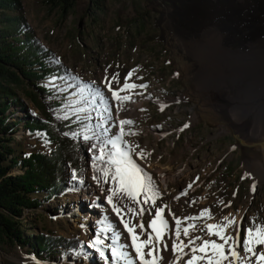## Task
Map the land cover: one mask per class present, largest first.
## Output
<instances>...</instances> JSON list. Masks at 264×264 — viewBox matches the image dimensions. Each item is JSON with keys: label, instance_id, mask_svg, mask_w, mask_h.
<instances>
[{"label": "rangeland", "instance_id": "rangeland-1", "mask_svg": "<svg viewBox=\"0 0 264 264\" xmlns=\"http://www.w3.org/2000/svg\"><path fill=\"white\" fill-rule=\"evenodd\" d=\"M193 1L98 0V9H94L92 3L95 0H79L76 8L62 17L58 11L51 12L43 0H23L24 16L34 36L70 72L86 82L87 88L95 87L105 98L97 108H87L83 113L89 112L92 119L105 124L111 140L120 137V147L130 150L133 161L151 178L154 187L160 189V197L154 203L135 202L137 213L146 209L142 214L134 215L126 209L125 216L121 212L118 215L107 203V190L88 178L82 190L43 203L40 209L24 216L25 223L31 224L28 227L37 229L36 235L44 231L55 236L77 237L85 243V252L79 257L66 256L57 263H43L19 247L7 252L0 249L3 264H126L125 260L112 259V247L124 252L126 257L127 252H135L126 233L123 234L128 238L127 246H121L122 232L114 215L129 222V226L144 224L143 230L137 227L136 231L146 239L149 234L155 236L149 225L158 208L164 209L167 220L170 221V208L181 220V235L176 242L183 241L184 244L195 235L221 243L214 235L207 237L206 231L201 229L209 223H226L225 216L235 218V224L225 233L236 236L238 229L240 244L237 251L241 256L247 255L242 246L247 229L257 224L264 227V175L254 165L258 163L257 148L206 100L197 84L196 63L179 45L176 33L181 15ZM132 70L135 72L127 83L146 84L147 88L123 89L125 78ZM114 75L117 79L109 85L105 78L111 80ZM39 85L54 89L57 81L52 77L40 81ZM112 91L131 99L122 103L112 97ZM18 94L29 112L40 116L30 95L23 89H18ZM161 104L166 106L164 110H161ZM16 110V117L23 118L24 113ZM122 119L134 123L123 126L121 137L119 122ZM185 124L187 128L183 127ZM16 143L22 156L48 155L53 151L45 134H31L23 127L16 135ZM140 150L146 153L145 158L137 154ZM86 158L89 162L90 156ZM231 162L235 164V174L227 181L232 185L231 195L225 204H220L221 174ZM15 172L21 173L19 169ZM165 184L168 185L166 190ZM253 184L255 191L251 188ZM144 199L143 194L137 197L140 201ZM114 203L121 206L120 201ZM205 209L209 210L211 218L200 216ZM189 224L194 225L195 230L189 229L190 236L185 237L183 228ZM97 235L104 241L98 247L107 259L90 247ZM172 236L174 224L171 222L163 237L171 248ZM175 253L183 262L187 261L189 255L184 253L191 254L190 247Z\"/></svg>", "mask_w": 264, "mask_h": 264}, {"label": "trees", "instance_id": "trees-1", "mask_svg": "<svg viewBox=\"0 0 264 264\" xmlns=\"http://www.w3.org/2000/svg\"><path fill=\"white\" fill-rule=\"evenodd\" d=\"M97 1L92 3V8L98 9ZM78 3L79 0H43L51 12L58 11L62 17ZM52 77L57 81L54 89L39 85ZM88 86L34 36L24 16L23 0H0V249L3 252L19 247L43 263H57L66 256L79 257L85 252V243L77 237L55 236L44 231L36 235L37 229L28 227L31 224L25 223L24 216L40 209L43 203L82 190L88 178L105 190L118 187L110 177L105 183L102 173L97 171L106 165L95 161V156L100 154L101 142L111 140V136L105 124L92 119L91 113H83L87 108H97L105 99L97 95L95 87ZM18 89L30 95L40 116L29 112ZM77 96L80 98L75 99ZM16 109L24 113L23 118L16 117ZM21 127L31 134H45L53 145L52 153L22 156L16 143ZM85 136L91 139L86 140ZM105 151H112L110 144ZM234 166L233 162L229 163L221 174L220 204L230 198L232 185L227 181L235 174ZM17 169L21 173H16ZM73 171L77 174L76 181L71 178ZM155 188L158 195L150 203L160 197V189ZM115 201H120L124 216L126 209L137 210L135 202L122 193L114 195Z\"/></svg>", "mask_w": 264, "mask_h": 264}, {"label": "bare ground", "instance_id": "bare-ground-1", "mask_svg": "<svg viewBox=\"0 0 264 264\" xmlns=\"http://www.w3.org/2000/svg\"><path fill=\"white\" fill-rule=\"evenodd\" d=\"M181 16L179 31L175 30L176 37L184 53L196 63L198 87L206 95V100L257 148L258 163L254 165L263 176L264 0H194ZM163 187L168 189L167 184ZM114 218L121 228V246H127L128 238L123 233L128 234L130 240L131 236L121 217L115 214ZM169 218L170 221L163 215L167 228L171 222L174 224L172 241L175 243L177 217L171 208ZM157 227H160L159 222ZM143 239L145 235L141 236ZM159 247L160 264H186L182 259L175 260L178 254L165 241ZM258 250H264V246ZM127 253L131 264H140L135 252ZM0 264H3L1 254Z\"/></svg>", "mask_w": 264, "mask_h": 264}, {"label": "snow or ice", "instance_id": "snow-or-ice-1", "mask_svg": "<svg viewBox=\"0 0 264 264\" xmlns=\"http://www.w3.org/2000/svg\"><path fill=\"white\" fill-rule=\"evenodd\" d=\"M135 70L130 71L125 78L123 84V89L128 88H147L146 84H129L127 79L133 76ZM117 77L114 75L111 80L107 77L105 80L109 85L112 81L116 80ZM111 91V88H109ZM112 97L116 100L123 102L129 101L131 98L127 95L120 96L117 91L111 92ZM97 95H100L99 90H97ZM166 106L161 104V110H164ZM120 133L121 137L124 135L125 125H132L134 121L122 119L120 120ZM187 128L188 125L183 126ZM183 129H181L182 131ZM67 135V134H66ZM75 135V134H74ZM84 139H91L88 136H85ZM120 137H117L116 140L102 141L100 146V154L95 156V161H99L106 165L102 168H97V171L102 173L105 183H107L108 178L110 177L114 184L118 185L116 188H109L107 195V203L112 206V211L118 215L122 211L121 208L113 202V197L118 192L122 193L129 200L136 203L147 204L150 199L154 200L158 195V190L154 187L151 178L146 176L143 170L133 161L130 150L122 149L118 143ZM107 144L111 145L112 151H105ZM92 148L95 149L96 145H92ZM141 158H145L146 153L143 150H140L137 153ZM72 180H77V174L75 171L72 172ZM243 178V177H242ZM94 180H97L99 183L98 177L94 176ZM81 183L83 181H80ZM189 188L192 187L191 184L188 185ZM252 191L256 190L255 184L251 186ZM143 194L145 199L143 201L137 200L139 195ZM151 194V195H149ZM235 195V193H234ZM223 203V202H222ZM129 212L136 214H142L146 209H140L137 213L136 209L129 208ZM163 208H158L155 212V219L151 220L149 225L155 232V236L147 235L146 239L141 240L140 235L137 233L136 229L139 227L141 230L144 229V224L132 225L129 226V222H124V228L130 234L132 240V247L135 250L136 258L139 260L140 264H160L162 257L158 255L159 248L157 247L163 241L164 230L167 228V221L163 219ZM201 217L211 218L209 210L205 209L200 213ZM122 222H123V218ZM188 219H195L194 217H189ZM224 221L226 223H212L206 224L201 231H206V236H216L222 243H218L215 239L205 238L199 235L191 236L188 241V244H184L183 241H180L179 244L173 243L172 251L173 252H183L184 248L190 247V253H184L189 255V259L186 261V264H197V262H203V264H264V250H258V245H264V227L257 224L254 228L247 229V236L243 239V251L250 256H241L240 252L237 251V246L240 244L239 230L237 229L236 236L229 235L225 233V230L235 224V218L229 219L228 216H225ZM159 222L160 227H157ZM181 220L176 219V232L175 236L179 240L181 231H180ZM189 229L195 230V226L189 224L187 227L183 228V235L185 237L190 236ZM215 230V231H213ZM139 241V242H138ZM199 241V243H197ZM104 241L100 238L99 235L90 243V247L95 248L99 255L102 258H105V252L102 250L100 245H103ZM166 247V246H165ZM147 249V251H145ZM201 253V255H196L195 253ZM112 259H121L125 260L127 264H131V258L126 257L124 252L119 251L116 247L111 248ZM146 257H151V259H146ZM175 260L178 262L181 260L180 256H176Z\"/></svg>", "mask_w": 264, "mask_h": 264}]
</instances>
